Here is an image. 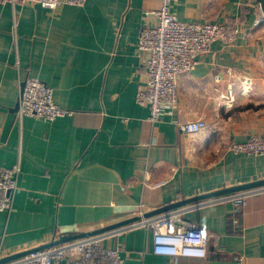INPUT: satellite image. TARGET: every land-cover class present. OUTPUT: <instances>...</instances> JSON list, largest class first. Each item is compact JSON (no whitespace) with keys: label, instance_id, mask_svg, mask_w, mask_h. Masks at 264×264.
<instances>
[{"label":"crops","instance_id":"obj_1","mask_svg":"<svg viewBox=\"0 0 264 264\" xmlns=\"http://www.w3.org/2000/svg\"><path fill=\"white\" fill-rule=\"evenodd\" d=\"M160 0H86L50 10L0 3V167L20 159L11 212L0 211V259L63 235L94 231L222 187L264 178V154L229 147L264 133V14L257 0H179L184 21L239 28L179 81L178 108L156 122L140 105L137 44ZM41 79L61 107L46 121L16 113L22 82ZM202 118L189 135L180 123ZM238 194V193H237ZM184 218L209 232L208 255L176 264H264V188L241 207L213 198ZM157 213V214H160ZM151 216V215H150ZM124 264H175L149 228L107 241ZM8 263V262H6ZM4 263V264H6Z\"/></svg>","mask_w":264,"mask_h":264},{"label":"built area","instance_id":"obj_2","mask_svg":"<svg viewBox=\"0 0 264 264\" xmlns=\"http://www.w3.org/2000/svg\"><path fill=\"white\" fill-rule=\"evenodd\" d=\"M177 1L160 0L159 7L152 13L153 23H150L149 18L141 29L137 44L144 74L136 100L149 108L148 119L151 122L158 121L162 115L178 108L180 78L194 70L198 56L210 52L217 41L232 45L240 32L238 27L224 23L181 20L172 11ZM0 3H10L14 8L38 4L56 10L64 5L83 6L86 0H0ZM72 112L56 103L54 90L47 83L33 76L25 79L20 107L16 113L19 122L24 117L54 121ZM207 126L206 121L199 118L180 123L179 128L185 134L194 135ZM229 148L235 153L264 154V133L252 135L246 141H234ZM20 173V159L10 167H0L2 212H11L14 207ZM257 191H243L224 196L223 199L229 198L235 206L241 207ZM187 209L176 208L146 216L143 208H140L137 212L139 218L133 222L38 249L6 264H124L121 248L107 241L142 227L149 228L153 233V252L172 257L175 264L182 256L207 257L209 232L184 218Z\"/></svg>","mask_w":264,"mask_h":264},{"label":"water","instance_id":"obj_3","mask_svg":"<svg viewBox=\"0 0 264 264\" xmlns=\"http://www.w3.org/2000/svg\"><path fill=\"white\" fill-rule=\"evenodd\" d=\"M257 1L260 3L261 9H262L263 14H264V0H257ZM23 88H24V81L22 82L21 95L23 92ZM19 104H20V100H19ZM19 104L17 105L16 109H18ZM259 188H264V178L257 179L254 181H250V182H246V183H240V184H236V185H232V186L222 187L220 189H216V190L209 191V192H206L203 194H199V195L190 197L189 199H186L185 201L178 202V203H175L173 205H169V206L164 207V208L156 209L152 212L147 213L146 216H150V215H154V214H157L160 212H164V211H167L168 209L183 205L185 203H194L197 201H203V200H208V199H213V198H218V197H224V196H228L231 194H236V193H240L243 191L254 190V189H259ZM138 218L139 217H133V218H130L126 221H122V222H119V223H116L113 225H108V226H105L102 228H98V229H95L94 231H90V232H83V233H78V234H73V235H63L59 239L54 240L48 244L29 249L27 251L16 253V254L11 255L7 258H2V259H0V264L9 262V261L14 260V259H18V258L25 256L28 253L35 251V250H38V249H44L46 247H50L52 245L59 244L61 242H65V241H69V240H73V239H78V238L86 237L89 235H93V234H97V233H101V232L113 229V228L119 227L121 225L133 222V221L137 220Z\"/></svg>","mask_w":264,"mask_h":264},{"label":"bare ground","instance_id":"obj_4","mask_svg":"<svg viewBox=\"0 0 264 264\" xmlns=\"http://www.w3.org/2000/svg\"><path fill=\"white\" fill-rule=\"evenodd\" d=\"M24 85H25V81H24ZM24 89V88H23ZM22 94H23V92H22ZM22 96V95H21ZM20 100H21V97H20ZM19 107H20V104H19Z\"/></svg>","mask_w":264,"mask_h":264}]
</instances>
